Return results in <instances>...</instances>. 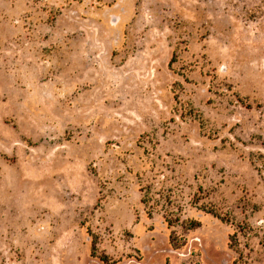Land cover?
<instances>
[{"label":"rangeland","instance_id":"374dc122","mask_svg":"<svg viewBox=\"0 0 264 264\" xmlns=\"http://www.w3.org/2000/svg\"><path fill=\"white\" fill-rule=\"evenodd\" d=\"M90 230L112 264H264V0H0V264H103Z\"/></svg>","mask_w":264,"mask_h":264},{"label":"trees","instance_id":"16d2710c","mask_svg":"<svg viewBox=\"0 0 264 264\" xmlns=\"http://www.w3.org/2000/svg\"><path fill=\"white\" fill-rule=\"evenodd\" d=\"M150 199L152 198L149 196V193L146 192L143 196L142 201L143 203H145L146 206H148L150 205ZM153 209H154V206H150L149 215H152L154 211ZM202 209L207 213L213 214L215 217L221 219L222 221H228V219L225 218L222 214H220L219 211L214 207L202 206ZM165 220L169 228H174L175 225L178 224L179 222H181V225L183 226L185 230H194L200 227L201 225L200 221H197L195 219H186L182 221L180 218H174V216H172V213H169L165 217ZM89 234L91 236V255L93 257H97L103 264H112L113 263L112 258L108 254L99 251L97 235H95L91 230L89 231ZM169 241H170L171 247L174 250H179L186 245L185 238L181 236L180 234H178V232L174 229L171 231ZM229 247L233 249L239 256L237 261H235L234 264H239L238 260H242L244 258V254L235 237L231 238L229 242Z\"/></svg>","mask_w":264,"mask_h":264}]
</instances>
